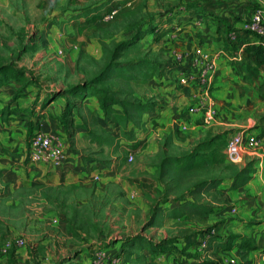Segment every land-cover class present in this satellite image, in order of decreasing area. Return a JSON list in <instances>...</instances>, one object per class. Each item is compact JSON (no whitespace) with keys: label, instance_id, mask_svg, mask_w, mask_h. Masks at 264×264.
Masks as SVG:
<instances>
[{"label":"rangeland","instance_id":"obj_1","mask_svg":"<svg viewBox=\"0 0 264 264\" xmlns=\"http://www.w3.org/2000/svg\"><path fill=\"white\" fill-rule=\"evenodd\" d=\"M123 2L0 0V264H90L95 252L114 256L116 251L106 249L108 246L136 235L170 244L197 228L214 234L213 224L206 223L209 215L199 220L188 209L206 204L212 212V202L220 197L230 209L235 201L213 189L190 196L189 188L205 178L230 177L232 169L248 165L246 160L231 165L223 162L189 169L168 165L159 169L164 153H178L185 148L172 149L164 142L169 151L140 161L135 154L138 143L134 142L133 124L144 127L145 121L125 104L153 101L156 105L167 98L165 89L172 69H194L195 50L200 40L213 33L218 15L212 12L209 19L204 13L186 11L185 4L178 0H134L129 7ZM111 6H118L116 14L101 21L100 16ZM170 12L180 17L173 20L165 34L157 38L147 33L118 48L116 66L101 72L115 50L114 44L146 25L157 24L161 16ZM189 43L197 46L190 53L186 48ZM151 63L156 69H164L167 77L161 80L149 68L146 75L133 68ZM126 71L133 77L125 75ZM95 77H100V82ZM176 82L180 84L178 79ZM81 83L91 84L84 89L86 92H92L90 87H100L124 104H113L105 114L94 96L79 101L67 93ZM46 92L66 94L67 99L77 102L78 113L92 112L86 109L85 102L97 103L102 119L97 122L95 118L93 125L102 131L91 132L93 149L98 153L90 154L103 167L99 180L91 178L85 186L79 183L85 179H51L33 173V166L29 172L17 174V157L23 153L12 142H22L26 150L28 122L35 123V113H39L42 94ZM254 105H245V111L255 120L258 115ZM112 112L130 113L133 118L121 129ZM93 113L97 115L95 110ZM23 157L20 159L26 164L27 152ZM144 166L153 170L149 172ZM97 181L103 184L98 193L94 191ZM188 220L200 221V226L194 224L195 228H191ZM16 238H22L24 245L14 246ZM6 243L11 244L6 247ZM127 251L133 259L139 257L138 250Z\"/></svg>","mask_w":264,"mask_h":264},{"label":"crops","instance_id":"obj_2","mask_svg":"<svg viewBox=\"0 0 264 264\" xmlns=\"http://www.w3.org/2000/svg\"><path fill=\"white\" fill-rule=\"evenodd\" d=\"M178 1L188 6L185 8L186 11L204 13L209 19L208 14L212 12L218 15L213 33L200 40L198 44L200 46L198 48L216 54L213 79L215 89L212 94L218 108V116L215 121L208 122L201 113L186 111L192 102L194 87L177 84L176 79L179 78L182 68L175 66L168 77L170 84H167L165 89L167 98L161 99L152 110L142 112L141 121H145V128L141 123L133 125L134 142L138 143L135 154L140 161L145 159L144 162L159 156L164 150L169 151L170 147L186 148L195 141L219 131L240 128H249L256 132L264 131V89L261 87L264 83V64L257 66L256 70L246 69L244 66L246 62L244 65L233 63L225 56L228 50V32L235 30L241 42L252 41L251 35L244 31L243 23L250 17L255 6L264 8V0ZM177 14L175 22L180 17V14ZM196 47L189 43L186 48L190 53ZM161 71L158 77L162 80L167 74H164V69ZM95 101L84 103L86 109L92 111L91 113H78L76 108L69 110L62 95L47 102L40 111L38 125L44 131L53 133L64 141V161L59 166H50L29 159L25 164L24 159H20L24 158L25 147L22 142L15 141L16 143L12 142V144L19 153L24 154L17 157V174L29 172L33 166L32 170H35L32 171L33 173L51 179L61 181L85 179L84 182H79L85 186L91 178L97 177L99 180L103 167L91 155L98 153L93 149L95 140L91 132L95 129L102 131V128L93 125L95 118L97 122L102 119ZM250 102L255 103L253 108L258 115L255 120L247 117L245 111L247 107L245 105L251 104ZM94 110L97 115L93 113ZM260 152V156L244 157L243 160H246L247 164L253 162L251 171L248 172L249 178L242 186L232 188L231 179L228 183L224 181L217 186L219 189L217 192L221 191L218 195H227L235 201L231 203L230 209L227 208L228 204L222 203L221 197L216 198L219 201L212 202L213 210L208 214L209 219L206 223L213 224L214 234L208 233L207 229L197 228L195 231L183 234L177 242H172L174 248L170 250L148 252V258L154 264H211L224 260H232L239 264H264V146ZM144 168L149 172L153 170L152 167L144 166ZM58 180L55 182L57 183ZM102 186L103 184L97 181L94 191L100 192ZM196 217L201 219L199 216ZM187 222L191 228H195L194 224L200 226V221L197 220ZM203 242L206 243L205 247ZM120 247L121 243L117 241L106 249L115 250L117 253Z\"/></svg>","mask_w":264,"mask_h":264},{"label":"trees","instance_id":"obj_3","mask_svg":"<svg viewBox=\"0 0 264 264\" xmlns=\"http://www.w3.org/2000/svg\"><path fill=\"white\" fill-rule=\"evenodd\" d=\"M187 7H188L187 5L184 6V8ZM177 16H178L177 13L170 12L166 16H161L159 22L157 21L158 22L157 24L151 23L149 25H146V27L141 28V31H136L133 34V36L127 38L124 41H120L114 44L115 50L112 53H110L107 59V63L105 64L101 72L105 73L110 68L116 66L117 62L115 61V55L117 53L118 48L124 45H129L132 40L143 38L147 33H152V35L156 36L157 38L161 37L164 33H166L167 30H169V27L172 25L173 20L176 19ZM239 41H240L239 37L237 38V41L235 43L229 44L227 41L228 50L234 49ZM244 53L245 56L241 60L234 61L233 63H241L242 65H244L246 62V65H244L245 68L254 69V70H256L257 66L264 64V45L259 43H254L253 41L247 42L245 43ZM147 62L148 64H150L151 61H147ZM133 68L138 69V71L140 73L142 72L144 75L149 74L146 71V69L148 68L153 73L157 72L158 75L162 73L161 69H156L157 67L153 63H151V66L150 65L148 66L146 64L143 65L139 64ZM125 75H127L128 77H133L132 75H129L128 72L125 73ZM100 79H101L100 77L94 78L95 81L97 80L96 82H100ZM90 85L91 84L89 83H81L74 85L68 89L67 93L77 97L78 98L77 100L79 101H81V99L83 98L94 96L98 105L104 110L105 114L108 113L109 109L113 104H124V101L116 99L111 93L100 87L98 88L90 87L92 89V92H86V90L89 89ZM261 87L264 89V83H262ZM59 95H62L66 99V106L69 110L70 108H77V102L70 101L69 99H67L66 94L61 92H55V93L46 92L42 94L40 111L43 109L44 105L47 102H49L51 99ZM125 104L127 106H130L140 115L142 114L143 111L152 110L153 107L155 106L153 101H148V102L146 101L143 103L140 101H134V102L127 101ZM40 111L39 113L38 112L35 113L37 114L35 123H32L30 121L28 122V131H27L29 135L28 138H30V136L32 135L33 130L39 126L38 117ZM112 117L120 125L121 129L126 127L125 123H127V121L130 118H133L130 113H117V112H112ZM133 125H136V123H134ZM235 130L236 129H229V130L219 131L214 134H209L204 138L195 141L193 144L182 149V151L178 153H166V154L164 153L162 155L160 162H158V167L159 169H163L166 166L171 165L176 169H189L191 167H200L202 165L216 166V164L223 162H225L228 165H231L232 163H229L225 158L224 149L229 134ZM263 132L264 131L260 132L259 134H262ZM252 162L253 161L248 162L247 166L241 167L239 169H232V175L230 177L213 176L199 181L196 185L189 188L190 196H193L194 194H197L199 192L203 193L204 191L207 190L209 191V189H215L216 191H219V189H217V186L220 185L222 182H224L226 179L233 180V184L231 186L232 188L242 186L249 178L248 172L251 171L250 167L252 165ZM191 204L198 205V203L195 202H191ZM188 210L189 212L196 214L201 218H206V215H208L211 211L209 206L206 204H203V206H201L198 209L192 207ZM180 213L188 214L184 211H180ZM172 242L170 244L165 241L152 242L150 241V239L144 237L143 235H136L134 237L121 240L120 250L114 256L118 259V264H154L152 260L144 257V254L146 255L148 253V251L146 252L145 249L149 250L150 253L165 252L167 250L174 248ZM169 246H171L170 249ZM127 250H138L140 252L139 257L133 259L131 257L132 254ZM129 254L131 255L129 256ZM126 255H128L129 257H127ZM133 256H138V255L134 254ZM74 263L82 264L78 261H75Z\"/></svg>","mask_w":264,"mask_h":264},{"label":"built area","instance_id":"obj_4","mask_svg":"<svg viewBox=\"0 0 264 264\" xmlns=\"http://www.w3.org/2000/svg\"><path fill=\"white\" fill-rule=\"evenodd\" d=\"M134 0H124L123 6H132ZM118 6H111L101 16V21H108L117 12ZM243 29L251 35L254 43L264 45V8L256 6L250 17L243 23ZM238 34L230 31L227 34L229 44L237 41ZM245 43L239 41L234 49L226 51V58L230 62L238 61L243 58ZM216 54H211L197 48L193 56L194 69L191 71L181 70L178 81L181 85H193L192 102L187 107L188 113H201L208 122L215 121L218 116V108L212 94L214 79V59ZM252 131L249 128L236 129L229 134L224 149L225 158L229 163H240L245 156H260L259 153L264 146V132ZM28 158L39 163H46L50 166H59L63 163L64 141L55 134L44 131L39 125L33 130L26 148ZM128 159H131L129 154ZM214 230H212L213 232ZM11 243H6L8 247ZM14 246L21 247L24 245L22 238H16L12 242ZM203 246L206 243L203 242ZM264 256V253H263ZM92 264H118L115 256H109L105 251H97L93 254ZM168 264V263H164ZM211 264H239L232 260L213 262Z\"/></svg>","mask_w":264,"mask_h":264}]
</instances>
